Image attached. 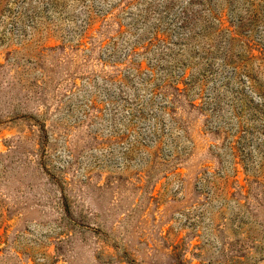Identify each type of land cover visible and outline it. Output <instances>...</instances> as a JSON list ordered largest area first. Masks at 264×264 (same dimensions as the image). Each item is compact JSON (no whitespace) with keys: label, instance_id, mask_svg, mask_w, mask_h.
<instances>
[{"label":"rangeland","instance_id":"obj_1","mask_svg":"<svg viewBox=\"0 0 264 264\" xmlns=\"http://www.w3.org/2000/svg\"><path fill=\"white\" fill-rule=\"evenodd\" d=\"M0 264H264V0H0Z\"/></svg>","mask_w":264,"mask_h":264},{"label":"trees","instance_id":"obj_2","mask_svg":"<svg viewBox=\"0 0 264 264\" xmlns=\"http://www.w3.org/2000/svg\"><path fill=\"white\" fill-rule=\"evenodd\" d=\"M193 2H195V0H192V3ZM185 13L188 14V15L184 16L182 18V22H181L184 25L186 23L190 22L192 19L201 16V14L196 13L195 10H190V7H188V6L184 7V10L182 11V14H185ZM237 31H238L237 29H234V33H237ZM214 32H215L216 35H218V34L220 35V34L223 33V39H224V34L226 35V40H227V43H228L226 45L227 48H230V46H231L230 42H233L234 40H236L235 35L230 31V29H226V28L220 27V28H215ZM154 34L156 35V32H154ZM203 37H205V36L203 35ZM211 47H212V44H211L209 49H211Z\"/></svg>","mask_w":264,"mask_h":264}]
</instances>
